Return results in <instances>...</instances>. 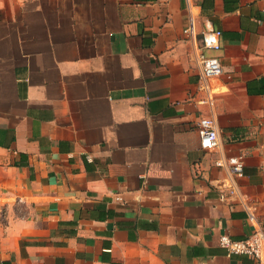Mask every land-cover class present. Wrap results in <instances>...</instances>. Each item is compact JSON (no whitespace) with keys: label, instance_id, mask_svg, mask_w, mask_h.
<instances>
[{"label":"crops","instance_id":"obj_1","mask_svg":"<svg viewBox=\"0 0 264 264\" xmlns=\"http://www.w3.org/2000/svg\"><path fill=\"white\" fill-rule=\"evenodd\" d=\"M244 204L264 229V0H0V264H258L219 243Z\"/></svg>","mask_w":264,"mask_h":264},{"label":"built area","instance_id":"obj_2","mask_svg":"<svg viewBox=\"0 0 264 264\" xmlns=\"http://www.w3.org/2000/svg\"><path fill=\"white\" fill-rule=\"evenodd\" d=\"M185 34L189 36L195 35L194 24L188 26ZM222 32L207 23L202 33L201 44L196 49V63L200 69L201 79L208 81L218 78L223 74V66L221 60L209 55V52H218L222 48L221 44ZM200 146L207 153H213L220 147V134L214 119H203L199 124ZM215 166L227 169L230 175L235 179H241L244 174V157L236 156L228 159H218ZM235 188L227 193H221L220 198L226 200L229 196H234ZM247 211V221L255 227L252 235L242 240H234L224 235L220 238V246L227 250L229 255H245L251 257L258 264H264V229L258 221L255 211L243 205Z\"/></svg>","mask_w":264,"mask_h":264}]
</instances>
